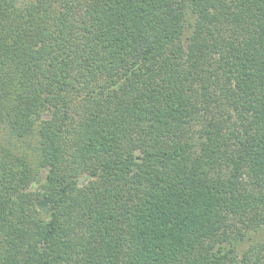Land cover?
<instances>
[{
    "label": "trees",
    "instance_id": "obj_1",
    "mask_svg": "<svg viewBox=\"0 0 264 264\" xmlns=\"http://www.w3.org/2000/svg\"><path fill=\"white\" fill-rule=\"evenodd\" d=\"M1 125L0 264H264V0H0Z\"/></svg>",
    "mask_w": 264,
    "mask_h": 264
},
{
    "label": "rangeland",
    "instance_id": "obj_2",
    "mask_svg": "<svg viewBox=\"0 0 264 264\" xmlns=\"http://www.w3.org/2000/svg\"><path fill=\"white\" fill-rule=\"evenodd\" d=\"M8 127L1 125L0 126V135L1 138L8 144H10L12 146V144L15 145V149L26 152L28 154V156H30L31 161H35L36 160V156H37V152H36V140L35 139H26L24 141H19V140H15L13 138H11L8 135ZM14 147V146H13ZM45 170H47L46 167H42L40 169V174L39 176H36V179L33 181L31 180L30 182H28L25 185V188L23 191L25 192H29V193H35L37 185L40 183L41 180V175L45 172ZM77 177H79V183L84 182L85 179L88 178V174H80ZM22 192V191H21ZM35 206L37 208V210L40 212V214L42 216H46L48 215V200L45 198H36L35 199Z\"/></svg>",
    "mask_w": 264,
    "mask_h": 264
}]
</instances>
